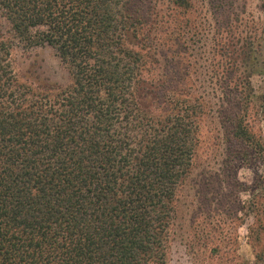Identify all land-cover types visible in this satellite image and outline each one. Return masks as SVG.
Instances as JSON below:
<instances>
[{
    "label": "trees",
    "instance_id": "1",
    "mask_svg": "<svg viewBox=\"0 0 264 264\" xmlns=\"http://www.w3.org/2000/svg\"><path fill=\"white\" fill-rule=\"evenodd\" d=\"M246 3L0 0V264H167L204 117L252 175L264 238V0L258 17ZM13 45L51 48L65 79L21 80ZM219 201L188 227L201 264H237Z\"/></svg>",
    "mask_w": 264,
    "mask_h": 264
},
{
    "label": "rangeland",
    "instance_id": "2",
    "mask_svg": "<svg viewBox=\"0 0 264 264\" xmlns=\"http://www.w3.org/2000/svg\"><path fill=\"white\" fill-rule=\"evenodd\" d=\"M261 0H247L246 12L254 16H261ZM9 60L13 71L21 80L39 84V82H59L65 79L64 70L58 63L54 51L49 47L42 48H25L22 45H13L9 50ZM22 77V78H21ZM253 86L256 90L262 88L264 81L259 76L253 78ZM222 122L218 120L211 121L210 118H202L200 121V134L203 140L202 153L198 155L195 167L189 180L190 186L185 188L183 196L180 199L181 216L184 221L181 235L170 241L166 250L167 264H201L202 258L197 257L195 251L193 254L186 246L188 243V227L190 222L198 217L197 213L200 208H209L213 198L219 199L221 207L226 209L232 208L239 221H236L232 233L238 236V256L235 261L237 264H257L254 253L264 244V238L259 242L249 237V228L254 223V217L250 214L248 208L251 202L250 191L252 188V175L248 167H240L235 161L231 146H228L222 139L226 136V130L221 126ZM261 172V171H260ZM221 173L219 180H216L215 174ZM214 177V178H210ZM220 180H223L221 182ZM239 182V188L246 190L239 194L240 189H234V198L228 192H231L229 186L233 181ZM234 185V184H233ZM235 186V185H234ZM235 188V187H234ZM248 191V192H247ZM220 197V198H218ZM228 200V201H227ZM234 200V202H233ZM197 220L200 221L198 218ZM187 232V233H186ZM251 243V245H250Z\"/></svg>",
    "mask_w": 264,
    "mask_h": 264
}]
</instances>
